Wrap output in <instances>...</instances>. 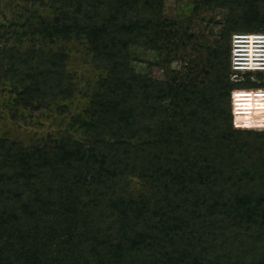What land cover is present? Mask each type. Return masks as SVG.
<instances>
[{
	"label": "trees",
	"instance_id": "16d2710c",
	"mask_svg": "<svg viewBox=\"0 0 264 264\" xmlns=\"http://www.w3.org/2000/svg\"><path fill=\"white\" fill-rule=\"evenodd\" d=\"M22 1V22H0V91L7 83L11 104L71 96L66 46L46 42L86 45L100 71L81 77L88 99L67 123L83 141L62 130L54 149H26L0 137V264H264V130L210 122L199 158L166 155L163 131L170 115L218 118L229 35L264 29V3L190 0L227 10V49L222 39L202 57L187 52L191 17H164L162 0ZM130 47L156 50L164 78L135 72ZM128 178L148 195L133 196Z\"/></svg>",
	"mask_w": 264,
	"mask_h": 264
},
{
	"label": "rangeland",
	"instance_id": "374dc122",
	"mask_svg": "<svg viewBox=\"0 0 264 264\" xmlns=\"http://www.w3.org/2000/svg\"><path fill=\"white\" fill-rule=\"evenodd\" d=\"M259 2L264 3V0ZM22 0H0V22L11 20L13 23H19L23 20ZM43 8L38 9L42 11ZM196 10V11H195ZM195 13V14H194ZM161 14L164 17L189 18V31L194 37L187 46L189 56H194L198 51L203 57L207 55V50L221 44V31L224 26L227 10L219 7H210L208 5L193 8V2L190 0H162ZM18 29V28H17ZM1 31V28H0ZM12 43L9 37L8 44ZM227 39H223L222 48L227 49ZM59 44L66 46L67 60L65 62V70L72 74L75 87L71 90V96L68 99L61 97L54 98L49 101L47 106L38 109H22L19 106L11 104L8 100V85L4 83L3 90L0 91V137L9 140H16L23 144L26 149H30L32 145L39 142L43 144L47 150L55 148L56 142L53 139L58 135L59 131L67 130L73 139L82 140V132L75 127L68 126L69 117L73 114L81 113L82 108L87 102L88 95L80 92L84 88L82 76L94 78V74L100 70L95 69L89 62L90 54L86 52L84 47L77 41L68 43L57 42L55 44L45 43L43 47L54 50ZM130 66L135 72L149 75L155 79H163V71L157 66L156 61L159 60L156 50L143 49L139 47H130ZM187 58L174 59L170 62L171 69H181ZM226 73H232L226 67ZM228 74V75H229ZM237 75H245L243 72H236ZM252 75L261 76L264 73L250 72ZM224 81L219 88V107L220 112L217 119H209L199 116L176 117L168 116L164 119V150L169 157L181 158H199L208 155L207 150V133L210 122L227 119L226 96L227 88ZM233 87L246 85L234 84ZM258 86V85H257ZM168 107V105H165ZM200 122L196 126L200 128H190L192 123ZM231 128V126H230ZM233 129V128H231ZM196 130V131H192ZM239 130V129H236ZM244 131L245 129H241ZM245 131H262V130H245ZM50 135V139L46 136ZM243 142L251 141L249 135L243 136ZM129 191L133 196L144 194L148 195L146 186L136 178H128Z\"/></svg>",
	"mask_w": 264,
	"mask_h": 264
},
{
	"label": "built area",
	"instance_id": "2783aa9c",
	"mask_svg": "<svg viewBox=\"0 0 264 264\" xmlns=\"http://www.w3.org/2000/svg\"><path fill=\"white\" fill-rule=\"evenodd\" d=\"M228 69L232 73L224 83L246 85L228 91L229 125L233 129L264 130V75L250 74L264 73V29L231 31Z\"/></svg>",
	"mask_w": 264,
	"mask_h": 264
},
{
	"label": "clouds",
	"instance_id": "9594fccd",
	"mask_svg": "<svg viewBox=\"0 0 264 264\" xmlns=\"http://www.w3.org/2000/svg\"><path fill=\"white\" fill-rule=\"evenodd\" d=\"M246 130V129H245Z\"/></svg>",
	"mask_w": 264,
	"mask_h": 264
}]
</instances>
